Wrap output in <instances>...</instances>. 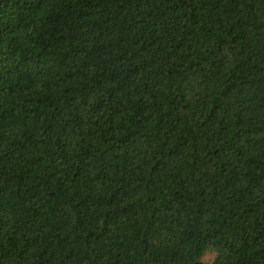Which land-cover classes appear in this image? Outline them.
I'll return each instance as SVG.
<instances>
[{"label": "trees", "instance_id": "1", "mask_svg": "<svg viewBox=\"0 0 264 264\" xmlns=\"http://www.w3.org/2000/svg\"><path fill=\"white\" fill-rule=\"evenodd\" d=\"M0 264H264V0H0Z\"/></svg>", "mask_w": 264, "mask_h": 264}]
</instances>
